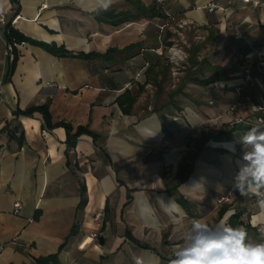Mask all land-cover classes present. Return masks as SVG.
<instances>
[{"label": "crops", "instance_id": "obj_1", "mask_svg": "<svg viewBox=\"0 0 264 264\" xmlns=\"http://www.w3.org/2000/svg\"><path fill=\"white\" fill-rule=\"evenodd\" d=\"M0 1L6 19L34 41L16 46L10 70L14 53L10 59L4 53L0 22V264H32L49 254H56L53 264H170L193 219L231 226L235 215L252 228L248 241L264 242V196L247 192L217 202L247 163L250 149L241 137L255 125L231 127L223 117L209 131L195 130L235 96L230 85L239 77L229 73L241 64L229 46L247 42L264 57V6L111 0L104 9L100 0ZM211 2L219 7L209 10ZM181 19L204 29L205 57L226 67L208 86H171L166 48L181 37ZM165 22L171 27L161 29ZM235 25L244 38H234ZM254 77L255 89L244 85L247 99L264 94V74ZM43 104L49 128L39 110L24 112Z\"/></svg>", "mask_w": 264, "mask_h": 264}, {"label": "clouds", "instance_id": "obj_2", "mask_svg": "<svg viewBox=\"0 0 264 264\" xmlns=\"http://www.w3.org/2000/svg\"><path fill=\"white\" fill-rule=\"evenodd\" d=\"M107 9L111 0H100ZM255 110V109H254ZM246 151L243 164L237 173L234 187L242 195L254 192L264 195V125L251 127L241 137ZM233 151L234 147L229 146ZM243 226L232 227L225 223L209 226L193 219L183 234L184 243L174 250L170 264H264V242L246 240Z\"/></svg>", "mask_w": 264, "mask_h": 264}, {"label": "built area", "instance_id": "obj_3", "mask_svg": "<svg viewBox=\"0 0 264 264\" xmlns=\"http://www.w3.org/2000/svg\"><path fill=\"white\" fill-rule=\"evenodd\" d=\"M160 2L161 0H157ZM229 1V0H228ZM245 3H251L254 6L262 5L259 0H242ZM209 10H213L215 7H219L217 3L211 2L207 5ZM223 11L226 13L228 7H222ZM8 21L6 19L3 5L0 1V22L5 25ZM11 22V21H10ZM197 30H199V26L193 23V21L188 19H181L178 22V26L185 27L191 26ZM170 26L167 22L160 24V28L163 29L165 27ZM171 27V26H170ZM182 37V33H179ZM233 36L236 39L244 38L243 33L241 32L238 25H235V29L233 32ZM18 44H24V41H6L5 42V55L10 59L13 57L14 49ZM231 52L236 59L240 62L241 66L239 69L232 71L229 73V76H237L239 77L238 82L230 85L231 90L234 93V98H232L220 111L215 113V115L207 120L199 123L195 130L196 132L209 131L212 129V124L214 120L222 119L223 117L227 118V124L231 127H234L238 124H246L247 126H261L264 125V94L258 91H253V94L250 95V99L244 97V85L255 89L256 80L254 77L255 72H259L264 74V64H263V55L259 52V50L250 43H245L241 46H230ZM167 58L169 59L171 72L176 73L178 67H180V63L182 62V66L184 62L187 63L189 59L186 51L183 50L182 46L179 45L177 41L171 42V44L166 48ZM177 81V80H175ZM210 104H214V100L210 99L208 101ZM255 109V110H254ZM253 118V120L251 119ZM157 174H153L156 176ZM235 180L228 185L226 190L218 196V203H225L231 201L235 196L242 195L238 189L234 187ZM264 193V189L261 190ZM259 197H263L264 195H257ZM14 211L17 212L21 207L20 201H15L13 203ZM97 217H104L103 212H98L96 214ZM4 244L0 242V250L3 248Z\"/></svg>", "mask_w": 264, "mask_h": 264}, {"label": "trees", "instance_id": "obj_4", "mask_svg": "<svg viewBox=\"0 0 264 264\" xmlns=\"http://www.w3.org/2000/svg\"><path fill=\"white\" fill-rule=\"evenodd\" d=\"M155 14L165 17L164 13H162L158 9L155 10ZM4 34H5L6 41L15 40V41H18V42H21V41L26 42L27 40H29L31 42H34L32 39H30L29 37L23 35L16 28H14L10 21H8L5 24V26H4ZM213 37H214L213 33L209 32L208 39H212ZM170 43H171V41H168L167 45L170 44ZM46 46L48 48H51L54 52L64 53L63 47H58V46H56L54 44H51V45L47 44ZM199 48H200V44L199 43L193 44L192 50H191L190 55H189V59L192 62V65L194 67H197L196 68L197 70H196V73H194V74L192 73V75L187 77V78L190 79L192 82H194L196 84L203 85V86H208V84L212 83L216 78H219L220 76H222L224 74H227V71H226V67H224L222 65H217V66L213 67L214 71H213V73L211 75L204 76L203 75L204 74L203 67H205V66L212 67V65L209 63L208 59H206V58L202 57L201 59H197V54H198L197 52H198ZM87 56H89V55H87ZM16 58L17 57H16V55L14 53V59L10 63V67H9L10 70L12 69ZM166 67L169 68L170 67V63L167 62V66ZM179 85H177L176 87H178ZM182 86H183V84H182ZM176 87H174V88H176ZM179 89H180V87H178V89H176V90H179ZM33 110H39L40 112H42V115H43V127L44 128H49V127L52 126L51 115H50V112L48 110V105L47 104H43V105H39V106H34V107H31V108H28L24 112L25 113H31V112H33ZM63 124L66 127V129L69 131L70 130L69 124H66V123H63ZM81 129H83V128L82 127H78L77 132L73 136L69 135L67 137V141H68L69 144H72V143L75 142L77 135L81 132ZM81 195H82V197H81V203L80 204L82 205L85 202V197H84V195H85V187H84V185L81 188ZM235 217H237V216L235 215L230 221L231 222V226L232 227L243 226L246 229L247 236H248L249 231L252 229L250 227V225L242 222L241 220H236V219L234 220ZM246 240H247V237H246ZM55 262H57L56 254H49V255H45V256L36 257L32 264H53Z\"/></svg>", "mask_w": 264, "mask_h": 264}, {"label": "rangeland", "instance_id": "obj_5", "mask_svg": "<svg viewBox=\"0 0 264 264\" xmlns=\"http://www.w3.org/2000/svg\"><path fill=\"white\" fill-rule=\"evenodd\" d=\"M182 28H184V27H182ZM184 29H182V37H180L181 39L179 38V40H176V41L179 43V45L182 46L183 50L186 51V53L188 54V57H189L190 52L192 50L193 44H195V43H199L200 44L201 50L203 49V47L205 49L208 48V43L209 42L204 39V36H203L204 35V29H201V26L199 27V30L195 29L193 27V25L185 26ZM229 49L231 50L230 46H229ZM207 53L210 54V51L207 52V50H206V52H205V51L202 50L201 52H199V54L201 56H198V54H197V59H200V57L206 58L205 56L207 55ZM211 57H212V61L214 63H216L217 59H214V57L212 55H211ZM166 59H167L168 63H170L169 59L168 58H166ZM182 64L183 63L181 62L180 63V67L177 68L175 74L171 72V66L169 67V73H170V80H171L172 88L176 87L181 82H182V84L184 86V84L186 82L191 81L187 77L191 76L192 73L193 74L196 73V70H197L196 68L197 67H194L192 65V62L190 61V59L187 60V63L184 62L183 66H182ZM214 66H217V65L216 64H212V67H209V66L203 67V72H204L203 75L204 76L205 75H207V76L211 75L213 73V71H214V68H213ZM224 75H222V76H224ZM222 76H220L219 78H222ZM175 80H177V81H175ZM185 101L186 100L182 99V103H185Z\"/></svg>", "mask_w": 264, "mask_h": 264}]
</instances>
